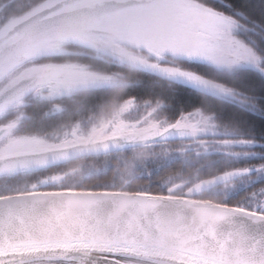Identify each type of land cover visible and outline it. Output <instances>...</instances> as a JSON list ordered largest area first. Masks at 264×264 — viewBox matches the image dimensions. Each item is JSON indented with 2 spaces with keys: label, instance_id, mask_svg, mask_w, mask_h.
Instances as JSON below:
<instances>
[{
  "label": "snow or ice",
  "instance_id": "6c2138e0",
  "mask_svg": "<svg viewBox=\"0 0 264 264\" xmlns=\"http://www.w3.org/2000/svg\"><path fill=\"white\" fill-rule=\"evenodd\" d=\"M25 19L32 22L21 31L0 25V175L45 166L36 150L63 152L81 141L101 152L146 147L156 139L162 154L179 153L197 166L169 175L166 192L141 186L122 200L120 214L103 221L93 215L96 197H89L80 234L69 230L58 241L37 231L39 203L19 199L31 194L0 198V264H42L43 253L62 250L63 258L73 249L83 250L80 264H86L97 242L131 264H264V0H35ZM129 41L158 61L171 56L211 64L225 74L221 80L179 68L160 74L215 99L181 108L189 101L183 90L171 105L162 96L120 97L110 118L90 117L86 141L74 128L73 140L65 132L49 144L45 137L58 133L29 126V97L51 102L102 84L132 86L126 77L74 62L71 46L133 69L159 68L128 51ZM130 108L141 113L142 126L120 119ZM221 155L246 162L203 179L201 168Z\"/></svg>",
  "mask_w": 264,
  "mask_h": 264
},
{
  "label": "rangeland",
  "instance_id": "374dc122",
  "mask_svg": "<svg viewBox=\"0 0 264 264\" xmlns=\"http://www.w3.org/2000/svg\"><path fill=\"white\" fill-rule=\"evenodd\" d=\"M12 1L14 0H0V25L11 24V26H13L21 19L27 17L28 11L35 3V2H27L25 6H19V8L16 10L17 12L15 11L16 13L7 14L9 12L14 11V9L9 10L8 7L10 4L16 3ZM18 5H20V2L18 3ZM199 23H200V19H197L196 24L198 25ZM125 48L137 56L147 58L151 63L159 64V68L156 69L159 72L161 69L173 70L179 68L186 71L197 73L192 68L187 67L186 65H183L180 62L174 61L175 59H173L171 56H168L167 59H162L159 61L156 60L155 58H151L152 56L151 53L146 48L139 46L135 41L127 42L125 44ZM69 50L73 51V49H69ZM72 60L74 62L79 61L77 59L76 60L72 59ZM79 62L84 63L82 61ZM200 62H205V61H200ZM88 65L90 66L92 71H95L101 75L111 76L115 74L118 76L126 77L122 73L96 70L90 64ZM102 87H112V86L108 84H102L96 87L83 88L74 91L70 95L66 94L63 96H59L56 99L64 96L66 97L72 96L81 90L95 89ZM34 101H47V100H42L39 97H29V104ZM119 103H122V101L113 103L111 106L104 109L100 108L94 112H91V114L89 113L88 116L87 115L82 116L80 119H77L68 125L53 130L48 134L55 132L58 133V135L56 136L48 135L45 137V139L49 144H58L62 139H64V133L67 132L69 133L68 139L73 140L74 138L71 135V133L75 128L76 136L78 137L82 136L85 138L86 141L92 127V121L90 120V117L103 115L105 119H108L111 116L112 110L115 107H118ZM54 107H59L61 111H63L64 109V106L61 103L51 101L50 109L46 111V114H56L61 112V111H52V108ZM120 119L129 125L135 124L137 126H142L141 113L135 108H130L127 111L123 112L121 114ZM161 147L162 145L158 141L147 142L146 147L138 145L135 148L127 149V151L121 150L114 152L113 155L107 156L100 160H89V159L77 160L76 162L66 165L64 167H58L50 171L44 172L41 175H36L34 177L35 179H30V180L25 179L23 181L20 179L16 182H11V183L8 180H3V182L0 183V189L3 188L12 189L10 187H15L18 185L19 186L21 185L20 187L22 188L28 187V189H36L38 188L37 186H44V185H54V187H59V188L64 186L74 187L75 185L82 183V181L87 177L93 175H100L102 173H110L112 179L111 181H109L110 182L109 185H112L113 187H115L114 185H120L119 189L135 187L138 190L141 188V186L149 188L151 184H153L154 180H157V177L161 176L162 174V177L160 178L159 181V187L160 189H162V191L166 192L169 188V185L164 184L163 181L169 175L175 174V172L180 169L181 162L183 165V169L184 166L196 167L197 164L191 160H186L183 156H181L179 153L176 152H170L168 155H164L160 151ZM163 147L167 148V144L163 145ZM223 158L224 157L222 155L218 156L216 162L222 161ZM225 160L229 161L227 159ZM243 161L244 163L246 162L245 160ZM184 171L187 172L185 169ZM155 172H157V174L153 176ZM203 179H208V178H203ZM34 185L35 187H33Z\"/></svg>",
  "mask_w": 264,
  "mask_h": 264
},
{
  "label": "trees",
  "instance_id": "16d2710c",
  "mask_svg": "<svg viewBox=\"0 0 264 264\" xmlns=\"http://www.w3.org/2000/svg\"><path fill=\"white\" fill-rule=\"evenodd\" d=\"M10 4L9 10L14 9L13 12H9L7 14L16 13L19 6H25L27 2H35V0H14ZM20 2V5L18 3ZM202 3H212L214 4V0H201ZM16 11V12H15ZM70 49H73V56L70 59H77L84 63L90 64L94 69L101 70L105 72H118L125 75L130 81H132V86L127 89H116L113 87H102L95 89H86L81 90L78 93L72 96H65L62 98H58L54 100V102H59L64 106L63 111L56 114H46V111L50 109L51 102L49 101H34L29 104V113L34 116V120L29 122V126L36 129H41L45 133L52 132L53 130L59 129L65 125L70 124L71 122L80 119L82 116L89 115L91 112H94L98 109H104L111 106L113 103L120 102V97L127 98L128 96H136L139 99H145L148 97H156L162 96L165 100L168 101L169 105L172 104V99L175 97V94L178 90H183L184 95L189 98L187 104H182L179 107L181 108H189L192 103L202 102H210L214 100V97H211L204 93L203 91L184 83H177L166 80L160 74H154L152 72H148L141 69H133L126 64H120L112 60L109 57H103L100 59L95 58V54L86 49H81L76 46H71ZM183 65L192 68L197 73L202 76L210 79V80H221L225 74L218 73L216 69L209 63L206 62H197V61H179ZM218 103H222V101H217ZM169 116L174 115L173 111L169 110ZM121 151V150H118ZM124 151H127L125 149ZM114 152L111 151L107 153H100L96 155H89L85 157H81L75 159L70 162H66L63 164L56 165L52 168H45L44 170H40L37 175H41L44 172L50 171L52 169L58 167H64L71 163L76 162L81 159H89V160H100L107 156L113 155ZM229 163H238L244 164L243 160L238 162L235 161H226L225 158L222 161H218L212 164H206L203 168H201V177L210 178L215 175L217 168H223L227 166ZM165 167V166H164ZM183 168L182 162L180 169ZM189 168H194L193 166L185 167L184 169L187 171ZM36 173H27L24 175H17L13 178L8 179V181L16 182L18 180L25 179H35L34 177ZM157 172L153 174L156 175ZM157 177V176H156ZM161 176L157 177V180H154L153 184L149 187L154 192H165L162 191L159 187V181ZM112 176L110 173H102L100 175H93L85 178L82 183L75 185L72 188H87V189H119L120 185H109V181H111ZM3 179H0V183L3 182ZM21 186V185H20ZM18 186L10 187L12 189L3 188L0 189V194L11 193V192H19L23 190H29L28 187L22 188ZM39 189L46 188H59L54 187V185H44L37 186ZM68 186L60 187L66 188ZM130 191H137L138 189L135 187L124 188Z\"/></svg>",
  "mask_w": 264,
  "mask_h": 264
},
{
  "label": "water",
  "instance_id": "95a60500",
  "mask_svg": "<svg viewBox=\"0 0 264 264\" xmlns=\"http://www.w3.org/2000/svg\"><path fill=\"white\" fill-rule=\"evenodd\" d=\"M31 22L30 19H24L14 25V28L16 31H21L26 26V23ZM144 70L155 72V70L152 69ZM152 140L156 139H150L149 141ZM118 148L121 147H110L107 151ZM36 151L38 153L37 158L48 161V163L42 167L53 166L81 156L99 153L95 151L90 144L86 145L84 141L75 143L63 152L53 153L48 151ZM135 192L137 191L122 189L59 188L21 191L0 195V198L18 196L20 193L31 194L19 197V199L29 202L35 200L39 203L42 209V218L36 223L37 231H43L52 241H58L63 239L65 232L69 230L75 234H80V218L85 211L89 197H96L93 215L98 221H103L113 215L120 214L122 210V200ZM106 237V231L100 234L101 239H105ZM61 254L62 250L43 253L42 255L45 259L42 261V264H80L84 252L80 249H73L64 255L63 258H59ZM50 255H55L57 258L48 260L47 256ZM86 264H131V262L128 257L124 255H108L102 243L97 242L93 244L90 255L86 258Z\"/></svg>",
  "mask_w": 264,
  "mask_h": 264
},
{
  "label": "flooded vegetation",
  "instance_id": "af4514ba",
  "mask_svg": "<svg viewBox=\"0 0 264 264\" xmlns=\"http://www.w3.org/2000/svg\"><path fill=\"white\" fill-rule=\"evenodd\" d=\"M22 174H24V173H18L17 175H19V176H21ZM35 175H37V173L35 174ZM1 176H6V174L5 175H1ZM14 176V175H13ZM1 178V177H0ZM3 180H5V179H3Z\"/></svg>",
  "mask_w": 264,
  "mask_h": 264
}]
</instances>
